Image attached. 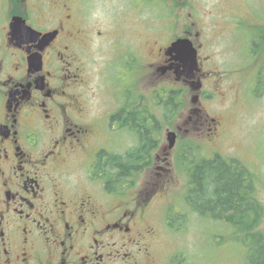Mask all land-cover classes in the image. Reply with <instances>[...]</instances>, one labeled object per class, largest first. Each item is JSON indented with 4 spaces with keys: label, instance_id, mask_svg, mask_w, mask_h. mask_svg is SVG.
<instances>
[{
    "label": "flooded vegetation",
    "instance_id": "1",
    "mask_svg": "<svg viewBox=\"0 0 264 264\" xmlns=\"http://www.w3.org/2000/svg\"><path fill=\"white\" fill-rule=\"evenodd\" d=\"M119 1L126 6L115 12L120 18L145 10L147 16L162 18V27L169 23L165 31L146 20L154 38L145 47L151 59L143 62L166 86L157 101L150 89V106H139L131 87L138 67L133 38L139 32L131 19L120 27L125 38L122 34L117 40L124 69L117 72L121 81L112 89L115 107L93 113L81 56L100 34L91 30L89 0H0V264H186L161 252L155 242L158 230L144 219L156 190L129 182L135 175L152 174L163 190L172 186L171 178H162L172 171V160L181 157V145L168 148L164 143L156 155L151 146L140 157L143 163L132 161L135 157L122 151L117 137L123 129L135 133L129 120L139 109L153 112L152 102L164 106L172 99L179 109L186 90L199 101L189 108L188 120L175 125V144L197 130L205 78L214 71V55L206 49L214 43L222 51L242 48L248 64L260 66L264 0H216L214 12L199 17L187 12V0ZM192 7L205 12L202 3L195 1ZM180 39H187L196 54L192 77L183 58L171 51ZM260 69L254 73L257 82ZM194 80L201 82L198 91L190 85ZM207 124L215 129L217 118ZM111 154L131 162L124 173L117 168L114 182L105 171ZM217 157L194 156L190 164ZM71 162L80 163L86 186L77 181Z\"/></svg>",
    "mask_w": 264,
    "mask_h": 264
},
{
    "label": "rangeland",
    "instance_id": "2",
    "mask_svg": "<svg viewBox=\"0 0 264 264\" xmlns=\"http://www.w3.org/2000/svg\"><path fill=\"white\" fill-rule=\"evenodd\" d=\"M187 1V12L192 11L198 17L208 11L214 12L213 8L219 4L216 0ZM195 1L199 6L202 3L201 8L205 12L199 9L196 11L192 7ZM88 4L91 30L94 29V32L100 33L86 52L81 51L88 70L87 91L91 98L93 113L110 111L115 107L116 103L112 104L115 99L112 89H117L121 81L119 77L116 78L117 72L124 69L122 67L124 57H121L122 51L119 49L117 40L125 33V30H121L120 27H125V22L131 19L133 23L138 24L139 32V36L134 35L133 38V41H136V48L133 46L132 49L137 55L134 60L137 59L138 67L134 69L136 73L132 75L131 87L138 97L139 106L143 109L150 106L149 90L154 91L152 98L157 101L166 85L163 79L161 81L157 78V73L147 72L148 66L143 63L145 59H151V55L147 56V52L145 53V47L154 38L150 35L151 31L145 23L150 19L154 22L153 25H157L155 29L161 27L165 31H169L166 29L169 23L162 27L158 23L162 18L147 16L145 10L138 11L136 17L135 14L134 16L125 14L120 18L118 14L126 6L121 5L119 0H89ZM155 4L157 5L158 2L156 1ZM220 10L219 8L218 11ZM183 15H186V19L189 17L187 13ZM152 26L151 30H153ZM141 31L145 32L143 37ZM123 36L125 38V34ZM217 46L214 43L211 48L206 49V53L214 55L215 62L210 66L214 70L213 73L211 72V78L209 74L203 85L204 94L198 105L201 111L196 117L197 130L192 129L187 132L183 140L178 139L175 144L177 141L175 125L185 119L188 120L189 108L197 105L199 101H194L195 97H191V92L188 90L181 94L180 108L176 109L174 114L170 113V117L166 120L162 105L152 102L155 104L153 113L159 121L157 125L155 121L152 122V127L155 124L156 137V143L151 147L156 149L154 155L157 152L161 153L158 147L164 143L171 148L168 140L169 132L173 131L176 134L175 147L181 145V157L172 160V171L162 178L164 180L171 178L172 186L163 190L151 179L152 174L139 173L140 176L135 175L129 181L136 182L134 186L137 184L140 189L156 190L154 193L157 195L144 219L147 220L148 225L158 230L155 242L161 252L167 253L172 259L182 258L186 264H245L248 255L247 247L239 240L238 232L230 224L223 220L212 219L210 216L199 215L190 209L186 201L188 192L186 189L189 187V167L194 156L218 154L228 162L236 164L237 167H245L246 172H250L253 176L256 199L264 210V56L259 63L260 66H252L245 60L242 48L222 51ZM258 68L263 69H260L259 82L254 75ZM111 75H113L112 82L109 79ZM122 83L125 84L123 81ZM107 84H110L109 87H106ZM193 89L199 90L195 87ZM148 109L151 111L150 107ZM212 117L217 118L215 129H210L211 124H207ZM117 138L125 153L132 148V144L137 145L139 142L137 135L126 129H123ZM107 144L117 148V145L113 143ZM175 152L177 153L176 150ZM140 162L144 163L143 160ZM79 167L80 163L75 162L71 165V171L74 172L80 185L86 186L83 169ZM90 187L93 190H99L94 186ZM262 218L263 221L258 229L264 233V214Z\"/></svg>",
    "mask_w": 264,
    "mask_h": 264
},
{
    "label": "trees",
    "instance_id": "3",
    "mask_svg": "<svg viewBox=\"0 0 264 264\" xmlns=\"http://www.w3.org/2000/svg\"><path fill=\"white\" fill-rule=\"evenodd\" d=\"M175 108L172 99L162 106L165 120L174 114ZM151 119L158 124L153 112L139 109L135 119L129 120L139 141L126 153L135 157L132 161L139 162L141 155L156 143L155 124L152 127ZM130 164L111 154L105 169L107 178L114 182L117 168L121 167L124 173L130 169ZM254 188L253 176L245 167H237L219 155L214 160L190 164L186 201L193 212L224 219L238 232L239 240L248 249L246 264H264V233L258 229L264 210Z\"/></svg>",
    "mask_w": 264,
    "mask_h": 264
},
{
    "label": "water",
    "instance_id": "4",
    "mask_svg": "<svg viewBox=\"0 0 264 264\" xmlns=\"http://www.w3.org/2000/svg\"><path fill=\"white\" fill-rule=\"evenodd\" d=\"M171 51L177 53L180 58H183L185 62V69L188 75H192L194 68L196 66V57L195 51L190 47V43L188 40L180 39L173 44ZM196 89L201 87V83H196L194 86ZM175 132L168 133V140L170 146L172 147L175 143Z\"/></svg>",
    "mask_w": 264,
    "mask_h": 264
}]
</instances>
